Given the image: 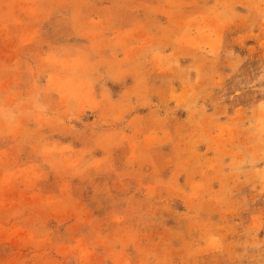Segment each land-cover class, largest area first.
I'll return each mask as SVG.
<instances>
[{
	"label": "rangeland",
	"instance_id": "rangeland-1",
	"mask_svg": "<svg viewBox=\"0 0 264 264\" xmlns=\"http://www.w3.org/2000/svg\"><path fill=\"white\" fill-rule=\"evenodd\" d=\"M0 264H264V0H0Z\"/></svg>",
	"mask_w": 264,
	"mask_h": 264
}]
</instances>
